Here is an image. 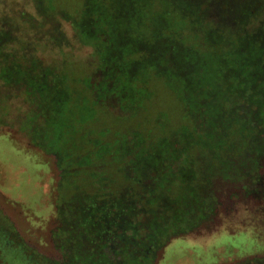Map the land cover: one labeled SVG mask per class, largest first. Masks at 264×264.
<instances>
[{
	"label": "trees",
	"instance_id": "trees-1",
	"mask_svg": "<svg viewBox=\"0 0 264 264\" xmlns=\"http://www.w3.org/2000/svg\"><path fill=\"white\" fill-rule=\"evenodd\" d=\"M4 1L0 127L45 143L62 169L74 134L85 135L80 156L96 142L81 131L85 113L113 97L134 112L142 106L139 98H152L145 87L151 81L174 90L189 118L151 152L136 155L122 145L117 151L106 146V158L97 151L81 156L89 181L71 188L87 196L64 198L69 220L83 219L66 230L75 245L65 248L61 264H74L75 249L85 255L84 248L96 258L93 264H154L171 237L210 220L226 197L264 201V0ZM59 15L92 46L102 70L97 75L84 63L86 71L74 75L68 67L78 63L46 64L36 53L42 34L49 42L62 40ZM121 78L131 86L142 83V97L132 88L120 91ZM176 161L181 166H171ZM102 170L112 178L108 185L99 183ZM217 182L230 191L221 196Z\"/></svg>",
	"mask_w": 264,
	"mask_h": 264
},
{
	"label": "rangeland",
	"instance_id": "rangeland-1",
	"mask_svg": "<svg viewBox=\"0 0 264 264\" xmlns=\"http://www.w3.org/2000/svg\"><path fill=\"white\" fill-rule=\"evenodd\" d=\"M4 2L26 3L25 0ZM26 9L32 11L30 6ZM58 22L63 33L62 40L49 42L47 36L42 34L36 50L40 58L51 65H60L66 60L78 63L68 67L74 75L86 71L80 63L87 65L90 74L101 72L92 46L79 40L71 21L59 15ZM117 59L121 60L122 57L118 55ZM135 82L137 87L119 79L120 91L123 87L132 88L139 96L142 83ZM145 87L153 93L152 98L144 99L142 95L139 96L141 100L136 98L143 101L141 108L135 107L134 112L127 110L121 99L118 104L113 97L112 100L107 99L102 108L93 107L85 113L86 124L81 131L90 133L89 137L96 139V142H90L82 155L91 156L93 151H97L106 158L110 152L106 146L117 151L122 145H131L136 155L148 153L153 151V147L160 146L167 132L174 131L183 122L189 123L174 90L164 87L159 81H151ZM17 102L12 106L13 113ZM162 122L163 126L157 128ZM73 124L74 129L80 128L78 122ZM83 136H72L75 139L72 155L62 169L61 162L45 143L33 142L28 134L9 125L0 127V264H61L66 249L75 245L71 241L74 237H67L65 233L74 222L78 226L83 218L69 220L65 213L64 197L76 200L79 195H85L84 190H75L80 184L78 180L82 186L89 181L86 180L87 170L84 171L88 166L80 164L82 155L77 150L79 137ZM173 137L169 138L173 140ZM128 165V168L132 166L131 163ZM171 166L176 168L181 164L176 161ZM94 170L90 168L88 171L95 174ZM99 176L102 186L112 181V178L104 175L103 170ZM115 177L121 184L122 179ZM214 186L221 188V196L225 190L230 191L227 189L229 184L217 182ZM92 190L86 189L85 192L91 193ZM95 198L101 201L102 196L98 194ZM225 199L210 220L203 221L189 233L171 237L154 264H264V201ZM92 232L89 230L85 233ZM82 250L85 255L77 249L76 254H72L74 264H93L97 261L90 249Z\"/></svg>",
	"mask_w": 264,
	"mask_h": 264
}]
</instances>
